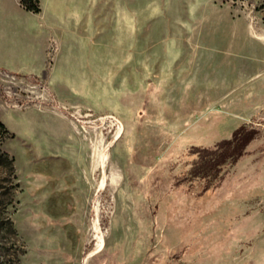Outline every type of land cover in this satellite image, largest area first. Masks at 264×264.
I'll list each match as a JSON object with an SVG mask.
<instances>
[{
	"label": "rangeland",
	"instance_id": "374dc122",
	"mask_svg": "<svg viewBox=\"0 0 264 264\" xmlns=\"http://www.w3.org/2000/svg\"><path fill=\"white\" fill-rule=\"evenodd\" d=\"M57 1L46 70L0 69L17 264H264V102L227 100L264 0Z\"/></svg>",
	"mask_w": 264,
	"mask_h": 264
},
{
	"label": "crops",
	"instance_id": "0c3cea01",
	"mask_svg": "<svg viewBox=\"0 0 264 264\" xmlns=\"http://www.w3.org/2000/svg\"><path fill=\"white\" fill-rule=\"evenodd\" d=\"M41 4L42 10L35 13L25 9L19 0H10V4L5 6L0 2L1 70L14 73L46 70L50 42L58 38L60 10L57 0L49 10L45 9L44 0H41ZM60 6H63L62 1ZM240 19L232 20V22L238 25ZM258 37L264 39L263 35ZM262 39L261 49L252 50L254 61L259 63V68L254 73L242 74L235 91L228 92L229 103L236 104L238 101H244L252 105L258 101L264 102V40ZM178 60H174L170 67L165 65V70H175L173 65L176 66ZM190 62H185L187 65L184 70H195L194 61L190 59ZM240 87L243 89L238 90L237 88Z\"/></svg>",
	"mask_w": 264,
	"mask_h": 264
},
{
	"label": "trees",
	"instance_id": "16d2710c",
	"mask_svg": "<svg viewBox=\"0 0 264 264\" xmlns=\"http://www.w3.org/2000/svg\"><path fill=\"white\" fill-rule=\"evenodd\" d=\"M19 1L22 6L29 11L39 13L42 10L41 0ZM3 126L4 123L0 121V127ZM244 126L245 125L243 124L235 130V136H237ZM250 139L245 140V144H247ZM234 141L235 139L226 140L224 141V144H232ZM245 144H243V146ZM217 146L220 145L218 144ZM243 148H241V151L238 154L232 153L230 156L236 157L237 155H241ZM14 161V157H12L7 151L3 150L0 146V168L8 172L13 178H17ZM4 181L5 180H0V234H7L9 236V242H4V244L0 245V264H17L21 253V248L18 245V233L14 221L6 214L8 204L13 201V191L9 185L7 186L4 184Z\"/></svg>",
	"mask_w": 264,
	"mask_h": 264
},
{
	"label": "bare ground",
	"instance_id": "6f19581e",
	"mask_svg": "<svg viewBox=\"0 0 264 264\" xmlns=\"http://www.w3.org/2000/svg\"><path fill=\"white\" fill-rule=\"evenodd\" d=\"M260 34H263V33H260ZM264 35V34H263ZM118 120V119H117ZM119 121V123H120V125H121V127H122V129H119V131H118V136L121 134V132H122V130H123V125H122V123H121V121L120 120H118ZM118 136L116 137V138H118ZM103 159H105V157H103ZM100 244H99V247L101 246V242H99ZM92 254V253H91ZM90 254V255H91ZM89 255V256H90Z\"/></svg>",
	"mask_w": 264,
	"mask_h": 264
},
{
	"label": "built area",
	"instance_id": "2783aa9c",
	"mask_svg": "<svg viewBox=\"0 0 264 264\" xmlns=\"http://www.w3.org/2000/svg\"><path fill=\"white\" fill-rule=\"evenodd\" d=\"M250 22L252 25H254V19L253 18L250 20ZM54 44H55V39H52L50 42V49H52L54 47Z\"/></svg>",
	"mask_w": 264,
	"mask_h": 264
}]
</instances>
